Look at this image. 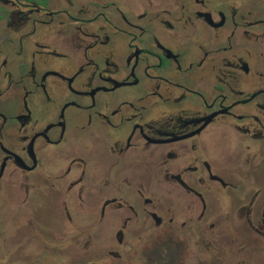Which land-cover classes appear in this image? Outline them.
I'll return each instance as SVG.
<instances>
[{"label":"flooded vegetation","instance_id":"flooded-vegetation-1","mask_svg":"<svg viewBox=\"0 0 264 264\" xmlns=\"http://www.w3.org/2000/svg\"><path fill=\"white\" fill-rule=\"evenodd\" d=\"M238 216L264 241V0H0V264Z\"/></svg>","mask_w":264,"mask_h":264},{"label":"rangeland","instance_id":"rangeland-1","mask_svg":"<svg viewBox=\"0 0 264 264\" xmlns=\"http://www.w3.org/2000/svg\"><path fill=\"white\" fill-rule=\"evenodd\" d=\"M51 204H46L37 213L39 224L59 226L60 219ZM213 228L205 232L204 240L192 239L191 230L187 229L185 236H168L163 231L153 230L152 239H133L123 247L112 246L111 237H95L94 243L104 246V260L92 259L79 262L74 249L66 252L67 261L56 257L46 258L40 264H264V241L260 239L244 241L246 220L240 216L210 221ZM244 236V238H243ZM231 241H235L233 244ZM110 246V247H108ZM120 254L115 258L109 253ZM79 255V254H78ZM16 264V263H15Z\"/></svg>","mask_w":264,"mask_h":264},{"label":"trees","instance_id":"trees-1","mask_svg":"<svg viewBox=\"0 0 264 264\" xmlns=\"http://www.w3.org/2000/svg\"><path fill=\"white\" fill-rule=\"evenodd\" d=\"M89 264H96V263H89Z\"/></svg>","mask_w":264,"mask_h":264}]
</instances>
